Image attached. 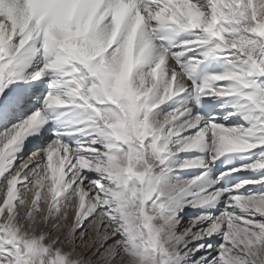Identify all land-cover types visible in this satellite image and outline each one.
<instances>
[{
    "label": "snow or ice",
    "instance_id": "obj_1",
    "mask_svg": "<svg viewBox=\"0 0 264 264\" xmlns=\"http://www.w3.org/2000/svg\"><path fill=\"white\" fill-rule=\"evenodd\" d=\"M0 264H264V0H0Z\"/></svg>",
    "mask_w": 264,
    "mask_h": 264
},
{
    "label": "rangeland",
    "instance_id": "obj_2",
    "mask_svg": "<svg viewBox=\"0 0 264 264\" xmlns=\"http://www.w3.org/2000/svg\"><path fill=\"white\" fill-rule=\"evenodd\" d=\"M92 243H93V242H92L91 240H86V241H85V245H86V247L83 248L82 251H83V252H87V251H89V247H88V246H90Z\"/></svg>",
    "mask_w": 264,
    "mask_h": 264
}]
</instances>
